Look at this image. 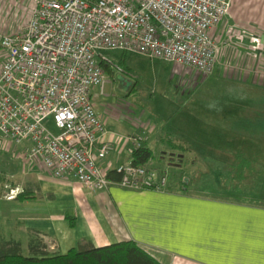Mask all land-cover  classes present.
<instances>
[{"label": "built area", "instance_id": "obj_1", "mask_svg": "<svg viewBox=\"0 0 264 264\" xmlns=\"http://www.w3.org/2000/svg\"><path fill=\"white\" fill-rule=\"evenodd\" d=\"M230 2L33 0L24 28L0 33V150L19 148L22 161L90 190L113 183L107 177L113 170L120 175L114 183L122 187L164 191L166 171L130 161L113 166L107 160L129 143L131 153L142 147L149 131L109 133L92 90L97 86L104 94L108 82L103 63L110 60L100 51L138 53L205 76L220 52L212 30L226 18ZM249 40L254 49H264L257 35Z\"/></svg>", "mask_w": 264, "mask_h": 264}, {"label": "crops", "instance_id": "obj_2", "mask_svg": "<svg viewBox=\"0 0 264 264\" xmlns=\"http://www.w3.org/2000/svg\"><path fill=\"white\" fill-rule=\"evenodd\" d=\"M242 6L243 0H231L226 18L212 30L220 46L215 70L241 82V87L264 89V53L254 49L249 40L257 35L264 41V32L244 15ZM236 33L244 35L241 41L238 39L241 45L237 41L241 66L230 59L239 56V51L230 49L235 42L223 45L228 36L238 38ZM233 50L240 49L233 46ZM134 54L129 69L135 73V82L143 76L154 77L156 82L169 81L171 88L184 94L196 84V73L184 65ZM95 95L105 93L100 94L98 89L93 99ZM95 107L111 134L128 135L144 127L150 138L143 146L152 152L157 144L188 149L157 136L156 121L128 118L120 106L96 103ZM228 130L222 135L241 136L239 128ZM223 145L219 151L230 148L228 143L219 147ZM234 147L241 149V144ZM18 149L3 151L15 163L11 175L17 180L11 194L6 192L8 198L0 197V239L19 240L25 253L33 239L45 244L49 253L134 240L162 264H264V197L248 196L245 187L237 195L199 189L186 192L179 186L164 191L131 190L114 182L106 189L90 190L71 177L51 176L43 165L22 161ZM131 154L129 143L110 153L107 160L116 166L130 161ZM260 164L264 168V161Z\"/></svg>", "mask_w": 264, "mask_h": 264}, {"label": "rangeland", "instance_id": "obj_3", "mask_svg": "<svg viewBox=\"0 0 264 264\" xmlns=\"http://www.w3.org/2000/svg\"><path fill=\"white\" fill-rule=\"evenodd\" d=\"M32 2L33 0H0V33L11 34L21 31L28 20ZM241 8L244 15L250 18V22L257 25L260 32H264V0H243ZM257 21H261V24L256 23ZM232 37L234 36H228L223 45L235 42L231 44L230 49L234 52L239 51V56L232 55L230 59H236L235 62L241 66V40ZM237 41L240 43L238 46ZM233 46L240 50H233ZM261 53H264V49ZM100 54L110 60L111 64L103 63L108 82L104 86L105 95L94 96L95 104L120 106L128 118L140 116L142 121H156L157 136L191 149L175 150L173 147L168 149L159 144L154 148L152 159L146 166L166 171L168 178L166 190L176 186H187L190 189L225 195L241 193V190L235 191L234 187L227 188L222 185L219 171L222 169L217 164L218 159H223L224 154L228 152L219 151L224 147L219 145L229 142L228 147L233 148L241 144V148L251 149L258 155L257 162L264 161V128L255 122L256 118H264V89L249 85L241 87V82L229 80L231 78L214 67L213 71L205 76L196 74L193 79V84H196L185 94L179 93L175 87L171 88L169 81L156 82L154 77L143 76L135 82L133 79L135 73L129 69L136 56L132 52L109 49L101 50ZM2 60L3 53L0 51V65ZM120 74L123 79L133 83L130 88L117 77ZM98 89L97 86L92 88L94 93H97ZM48 125L52 131L57 132L51 121ZM237 128L242 134L239 137L225 139L222 135L225 131L230 132L228 129ZM213 145L219 149L217 152ZM14 164L11 157L3 151L0 152L1 198H8L6 192L10 193L13 190L12 185L17 180L11 175V166ZM258 174L257 178L250 177L244 184L248 196L264 197V168L259 169ZM183 180L186 183H183Z\"/></svg>", "mask_w": 264, "mask_h": 264}, {"label": "trees", "instance_id": "obj_4", "mask_svg": "<svg viewBox=\"0 0 264 264\" xmlns=\"http://www.w3.org/2000/svg\"><path fill=\"white\" fill-rule=\"evenodd\" d=\"M255 122L264 128V118H256ZM242 135V134H241ZM235 135H224L225 139ZM237 137V136H236ZM229 143V142H228ZM223 152V151H222ZM223 159H218L221 171L222 185L242 191L244 184L250 177L263 169L258 160V155L251 149L229 148ZM153 152L147 146L135 149L131 154L130 162L146 165L152 159ZM257 156H255V155ZM213 160V159H211ZM215 161V160H213ZM217 163V161L215 162ZM259 163V165H257ZM107 177L112 182H118L120 175L111 170ZM190 180V179H189ZM188 180V182H189ZM183 183L186 181L183 180ZM186 192L187 186L180 187ZM0 264H162L146 248L134 240H125L99 247L70 248L65 253H49L45 244L38 239L29 242L28 251L25 253L22 244L15 239H0Z\"/></svg>", "mask_w": 264, "mask_h": 264}, {"label": "water", "instance_id": "obj_5", "mask_svg": "<svg viewBox=\"0 0 264 264\" xmlns=\"http://www.w3.org/2000/svg\"><path fill=\"white\" fill-rule=\"evenodd\" d=\"M118 78H120L122 80L123 83H125L126 87L131 85V81H129L128 79H123L122 75H118Z\"/></svg>", "mask_w": 264, "mask_h": 264}]
</instances>
